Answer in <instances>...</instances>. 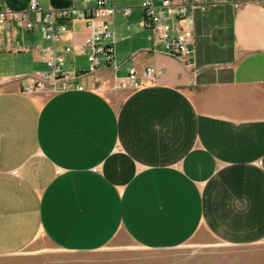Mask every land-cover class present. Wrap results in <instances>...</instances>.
I'll list each match as a JSON object with an SVG mask.
<instances>
[{"label": "crops", "instance_id": "crops-1", "mask_svg": "<svg viewBox=\"0 0 264 264\" xmlns=\"http://www.w3.org/2000/svg\"><path fill=\"white\" fill-rule=\"evenodd\" d=\"M142 1L111 0L131 12L114 14L116 69L99 57L97 90L86 75L82 91L24 93L46 70L48 42L37 23L27 38L13 18L0 25V264H80L108 245L264 244V3L204 0L214 5L196 11L186 67L154 43ZM28 5L0 0L13 14ZM83 22H69L74 41L55 51L83 41ZM65 58L88 67L84 55ZM131 68L140 85L119 89Z\"/></svg>", "mask_w": 264, "mask_h": 264}, {"label": "built area", "instance_id": "built-area-1", "mask_svg": "<svg viewBox=\"0 0 264 264\" xmlns=\"http://www.w3.org/2000/svg\"><path fill=\"white\" fill-rule=\"evenodd\" d=\"M82 6H70L66 9H42L35 0H29L28 9L23 12L9 13L0 8V25L11 22L23 31H32L35 23L41 38L48 42L42 53L45 55L46 70L26 77L22 86L24 93L47 91L62 93L71 90L82 91L84 86L80 80L89 75L92 77L94 89L100 87V80L95 76L100 67L99 57L106 64L116 69L114 64V30L112 21L116 11L123 16L130 14L128 7H115L111 0H95L93 6H88L90 0H80ZM264 3V0H257ZM214 3L204 0H188L179 3L176 0H144L140 4L143 11V25L153 34L154 43L161 45L170 57L181 60L186 67L195 64V33L194 19L196 11H205ZM239 4H234L238 7ZM37 14L38 18L32 17ZM73 20H82L88 29L87 36L80 43L63 45L59 52L55 51L54 43L63 37L74 41L76 30L69 26ZM21 50L28 51L25 46ZM67 54L84 55L88 67L84 71L71 70L66 67ZM146 77H151L153 69L148 67ZM140 85L135 79V71L129 69L128 75L119 82V89H135Z\"/></svg>", "mask_w": 264, "mask_h": 264}, {"label": "rangeland", "instance_id": "rangeland-1", "mask_svg": "<svg viewBox=\"0 0 264 264\" xmlns=\"http://www.w3.org/2000/svg\"><path fill=\"white\" fill-rule=\"evenodd\" d=\"M37 37L39 32L33 31ZM24 37L30 33L22 34ZM54 253L53 260L63 259ZM80 264H264V244L228 247L198 245L189 241L171 249H143L136 245L118 248L108 245L100 251L80 255Z\"/></svg>", "mask_w": 264, "mask_h": 264}]
</instances>
